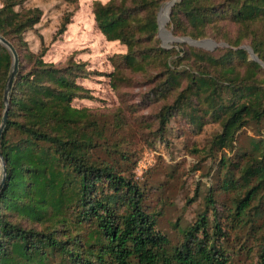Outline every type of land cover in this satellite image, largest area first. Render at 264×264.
<instances>
[{
  "label": "trees",
  "instance_id": "16d2710c",
  "mask_svg": "<svg viewBox=\"0 0 264 264\" xmlns=\"http://www.w3.org/2000/svg\"><path fill=\"white\" fill-rule=\"evenodd\" d=\"M168 1L94 2L98 30L126 46L110 58L121 103L107 120L73 104L92 97L79 80L97 72L30 48L26 33L43 10L2 0L0 35L19 66L0 140V264H264V0H176L168 29L223 44L213 49L162 42L159 12ZM12 69L0 42V125ZM136 83L146 89L130 103L123 89ZM145 108L150 118L138 114ZM213 123L220 132L200 150L213 159L205 207L174 244L136 176L143 149L134 140L168 145L185 126L198 134ZM244 135L250 146L242 149Z\"/></svg>",
  "mask_w": 264,
  "mask_h": 264
},
{
  "label": "rangeland",
  "instance_id": "374dc122",
  "mask_svg": "<svg viewBox=\"0 0 264 264\" xmlns=\"http://www.w3.org/2000/svg\"><path fill=\"white\" fill-rule=\"evenodd\" d=\"M96 1L105 3L109 0H25L26 7L38 6L43 10L41 22L26 33V38L34 51H39L43 46L47 47L44 59L48 62H66L72 57L75 61L85 62L89 70L97 72L79 80L80 84L91 90L92 97L75 99L73 104L77 107L92 108L103 118L111 120V115L120 105L121 99L111 84L109 74L114 67L110 58L114 54L126 52V46L119 41L106 40L98 30L93 13V4ZM166 4L161 9L165 8ZM1 5L2 0L0 7ZM165 12L166 9L163 10V16ZM66 14H71L70 23L63 34H58ZM168 22L165 28L168 33H172L167 27ZM205 39H211L215 45L208 43L204 47L213 49L217 45H223L213 38ZM162 42L173 43L166 38ZM145 89L146 87L136 83L123 90L128 93L129 102L135 103L141 99ZM152 112V108H145L140 109L138 114L149 117ZM126 114L129 116V113ZM184 128L186 133L182 137L169 135L168 145L159 142L156 147H147L143 140H138L139 137L138 141L134 140V148L143 149L136 176L140 177V181L147 183V204L152 210L160 212L159 227L174 244L181 239L183 229L195 221L205 207L204 195L208 184L211 183L208 171L213 165V159H203L205 152L200 150L208 145L212 136L221 129L216 123L208 124L198 134L189 130L188 126ZM249 134L252 136L256 131L251 129ZM242 137L245 139L240 143L241 148L249 147L248 136ZM1 169L0 159V171Z\"/></svg>",
  "mask_w": 264,
  "mask_h": 264
},
{
  "label": "water",
  "instance_id": "95a60500",
  "mask_svg": "<svg viewBox=\"0 0 264 264\" xmlns=\"http://www.w3.org/2000/svg\"><path fill=\"white\" fill-rule=\"evenodd\" d=\"M175 1L176 0H171V1L167 2L166 7L162 8L160 13H159V36L161 37V39L164 40L166 38L167 40H171L172 42L177 41V40H186L189 43L196 45V46H206L208 43L215 45V43L211 39L195 40V39H192L190 37L178 38V37H175L172 33L167 32L165 25L170 19L171 12H172L171 8H172V5L174 4ZM164 9H166V12H165V15L163 16L162 13H163ZM162 18H163V21H162ZM0 42H2L13 54V69H12V72H11L8 80H7L6 88H5V92H4V102L6 104V108H5V111L3 114L2 123L0 125V140H1V136L3 134L4 128H5L7 120H8L9 105H10V90L12 88L13 81H14V78H15L17 70H18L19 56H18L16 49L12 45V43L8 39L3 37L2 35H0ZM165 45H168V44H165ZM247 48L250 50L252 58L259 60L258 56L253 52V50L250 47H247ZM0 159L2 161V167H3L2 182L0 184V187H1V185L4 183L5 178H6V166L2 160L1 151H0Z\"/></svg>",
  "mask_w": 264,
  "mask_h": 264
},
{
  "label": "built area",
  "instance_id": "2783aa9c",
  "mask_svg": "<svg viewBox=\"0 0 264 264\" xmlns=\"http://www.w3.org/2000/svg\"><path fill=\"white\" fill-rule=\"evenodd\" d=\"M143 167V165L141 164V168Z\"/></svg>",
  "mask_w": 264,
  "mask_h": 264
},
{
  "label": "bare ground",
  "instance_id": "6f19581e",
  "mask_svg": "<svg viewBox=\"0 0 264 264\" xmlns=\"http://www.w3.org/2000/svg\"><path fill=\"white\" fill-rule=\"evenodd\" d=\"M162 21H163V18H162Z\"/></svg>",
  "mask_w": 264,
  "mask_h": 264
}]
</instances>
